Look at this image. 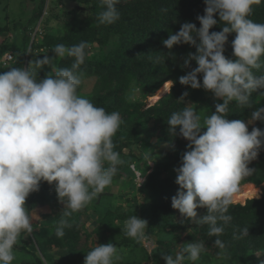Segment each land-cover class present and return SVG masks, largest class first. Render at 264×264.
Instances as JSON below:
<instances>
[{"label": "clouds", "instance_id": "9594fccd", "mask_svg": "<svg viewBox=\"0 0 264 264\" xmlns=\"http://www.w3.org/2000/svg\"><path fill=\"white\" fill-rule=\"evenodd\" d=\"M119 3L101 0L99 24L111 25L121 18ZM259 3L261 0H204V14L196 17L199 28L185 22L162 40L169 50L180 44L194 46L195 53L189 52L181 65L190 70L179 77L180 84L203 88L223 101L215 104V112L203 122L188 105L167 120L169 132L188 141L180 166L174 169L179 189L171 206L185 219L208 225L207 234L216 237L214 245L220 249L218 257L226 250L219 237L232 220L227 214L229 207L241 181L255 171L249 164L264 149V129L253 127L249 131L248 127L255 121L264 122V106L253 111L247 123L227 119L231 102L250 108L251 94L264 90V74L253 72L262 67L264 57V23L250 18L252 6ZM217 15L224 26L219 32H210L218 23ZM231 33L236 34L232 41L235 60L224 55ZM88 47L86 41L72 46L58 44L51 57L45 55L27 67L0 72V264H12L19 238L33 232L26 200L39 191L42 181L54 185L64 205L56 228V235L62 237L69 226L67 218L103 192L124 163L112 139L122 124L120 113L107 112L78 91L83 82L79 69ZM64 57L74 58L71 67L56 68L55 60ZM192 61L197 65L194 68ZM44 66L55 74L38 79L36 69ZM198 76H202V83ZM136 91H130V102L135 101ZM188 95L185 91L179 100ZM202 128H206L203 133ZM198 208H206V214L199 216ZM147 227V220L137 215L124 222L125 234L137 241L146 237ZM242 231L248 234V228ZM181 245L175 255L161 253L165 264L199 261L202 242ZM119 251L111 242L96 244L87 252L84 264H114L121 258Z\"/></svg>", "mask_w": 264, "mask_h": 264}, {"label": "trees", "instance_id": "16d2710c", "mask_svg": "<svg viewBox=\"0 0 264 264\" xmlns=\"http://www.w3.org/2000/svg\"><path fill=\"white\" fill-rule=\"evenodd\" d=\"M69 1L75 3L76 6L59 14L56 18L54 17L59 21L55 30L52 32H41L40 30L39 34L33 36L34 25L41 20L46 0H26V3L32 7L30 8L31 16L26 26L21 28L22 47L18 46L14 40L11 44L7 41L0 42V59L5 53H10L14 59L4 68L0 66V72L8 71L9 67H27L30 61L37 58L42 59L45 55L51 57L54 55L52 49L58 44L72 46L86 41L89 47L85 50V62L80 66L79 71L83 73L82 81L92 77L96 79L90 100L109 113L119 112L122 118V124L112 138L113 143L121 144L123 141H133L140 135V130L145 129L154 134L158 142L166 144L170 149H186L188 141L178 135L174 136L168 130L167 120L170 116L174 112L182 110L186 102L189 101L204 105L203 122L204 118L215 112V104L223 101L214 98L211 92L205 91L203 88L192 89L190 86L181 85L179 77L190 70L181 67L183 60L189 52L195 53L196 49L189 44H180L169 50L162 44V40L167 39L170 32L179 31L180 26L185 22L195 23L199 28L200 24L196 17L204 14V0H120L117 8L121 18L111 25H103L98 22V14L103 10L101 0ZM252 7L250 18L254 22L264 23V0ZM214 18L218 23L210 29V32H219L222 30L224 22H219L218 15ZM41 23L49 24V20L43 22L41 20ZM6 31L8 32L6 27L0 28V36ZM235 35V33L228 35L224 53L227 58L232 60L236 59L232 49ZM93 45L99 49L109 46V52L101 55L94 54ZM73 62L74 58L71 57L57 58L55 66L56 68H70ZM261 62L260 69H253L255 75L264 74V57H261ZM196 66L195 61H192L191 67ZM36 73L38 79L55 74L54 70L47 66L37 68ZM198 79L202 83V76H198ZM167 81L172 82L169 93L159 98L150 107L145 108L143 103L127 100L126 95L130 86L137 88L141 95L146 97L158 91ZM185 91L189 95L184 101L179 100ZM261 91L264 90H258L251 94L252 106L256 102L264 106V95L260 94ZM248 109L247 105L241 106L233 101L229 104L227 119L245 121ZM254 127L264 129V122ZM178 131L179 129H177ZM204 131L206 128H202L201 132ZM181 156L175 155L171 164H168L171 168L169 179L172 182L168 183V186H164L166 190L160 187L163 184L160 181L159 185L154 184L152 187L144 185L145 191L152 192L148 202L149 209L147 211L149 213L146 212V217L154 226L157 223L159 224L157 226H162V223L168 221L171 215L182 217L179 210L171 206V198L179 189V185L175 183L177 173L174 169L180 166ZM249 167L255 171L253 175L242 180L240 186L246 184L259 186L264 182V149H261L256 161H252ZM171 176L172 178H170ZM149 181L154 183V178L150 176ZM44 187L45 182L42 181L39 191L31 193L26 200L29 213L35 208L45 206L51 207L50 209L54 211L51 216L50 234L43 242L37 244L38 249L46 257L48 264H75L80 261V258L75 256V250L80 243V234L85 235V238L89 237L88 232H82L83 214L74 212L71 217H68L69 226L64 228V235L58 237L56 228L62 218L63 208L56 211L60 208L57 199L41 197ZM164 192L166 196L162 201H155L154 195ZM197 212L199 216H203L207 209L198 208ZM112 213L111 210L106 212L104 219L100 220V224L96 227L99 238H102L104 233L109 230L108 216ZM227 214L231 215L232 220L225 227L223 235L219 237L226 244V249L242 264H264V190L260 199L249 200L244 206L232 204ZM182 219L183 225L188 224V226L194 227L196 239L202 242L205 248L217 252L216 250L219 248L214 245L216 237L208 236V225H198L184 217ZM245 228H248V234L243 233L242 230ZM47 230L44 226V229L38 230L36 234H47ZM32 235L35 237L34 233ZM51 243L69 249L68 263L65 261L54 262L53 258L47 256L46 247ZM15 249L28 253L18 245L15 246ZM72 250L75 253H71ZM89 251L90 249H87L84 253L87 255ZM256 252L262 254L261 260L254 256ZM72 254L74 258L70 260ZM32 257L34 262L26 261L20 264H43L37 256L33 255Z\"/></svg>", "mask_w": 264, "mask_h": 264}, {"label": "rangeland", "instance_id": "374dc122", "mask_svg": "<svg viewBox=\"0 0 264 264\" xmlns=\"http://www.w3.org/2000/svg\"><path fill=\"white\" fill-rule=\"evenodd\" d=\"M75 6V3L69 0H46L41 20L42 22L44 20H49V24L41 23V20H39L36 25H34V32L36 31V34H39L40 30L41 32H52L57 28V25H59V21L55 20L56 16L73 9ZM31 7L32 5L29 6L26 0H0V28L6 27L8 30V32L6 31L4 34H1L0 42L7 41L11 44L14 40L18 46L22 47L23 33L21 28L26 26L31 16ZM92 51L94 54L101 55L105 52H109V46L99 49L96 45H93ZM0 66L1 68L5 67L2 66L1 59ZM95 82L96 79L94 77L86 78L83 80L79 92L90 99ZM171 87L172 84L170 88ZM132 89L137 90L134 102L143 103L145 108L154 105L159 98L168 94L170 91L169 89L168 92L163 93L164 95L161 94L158 97H156L157 91L152 95L143 97L137 88L130 86L126 95L127 100ZM186 105L192 107L193 110L201 116L202 121L204 105L194 104L189 101L186 102ZM262 106L263 105L256 102L250 107L245 116V122L247 123L251 118V113L253 111ZM257 124H263V122L255 121L248 126L249 131ZM114 150L120 153L124 163L119 166V170L113 177L112 183L91 203L78 211L83 214L82 232H88L89 237L85 238V235L80 234V243L75 250L76 253L74 250L71 251V253H75V256L80 258V261H77L75 264H84V259L86 257L84 251L87 249L91 250L96 244H107L111 242L118 246L121 258L116 260L114 264H165V261L161 259V253L175 255L182 246L181 244L200 242L196 239L197 235L194 232V227L188 226V224L183 225L181 216L171 215L168 221L162 223V226H157L159 225L158 223L154 226L146 217V212L149 213L147 209H149L148 202L152 192L145 191L144 185L152 187L154 184L159 185L160 181L163 182L160 187L165 189L164 186H168V183L172 182L169 179L171 168L168 164H171L175 155H182L187 150V147L181 150H179V148L176 150L170 149L166 144L158 142L154 134L145 129H141L140 135H138L135 140L114 144ZM256 159L253 161H256ZM164 166L166 167L164 168ZM150 176L154 178V183L149 181ZM170 178H172V176ZM256 187L259 189L257 198L247 199L242 203L232 204L244 206L249 200L260 199L264 190V182ZM242 188L243 185L240 186V190ZM154 196L155 197H152L155 198V201L161 202L166 196V193H159ZM41 197H50L58 200L54 185H49L45 182ZM58 206L60 208L56 211L64 207L59 200ZM50 208L47 206L35 208L29 213L32 216L34 228L32 233L35 234V237H33L32 233L21 235L17 245L19 248L27 250L28 253L15 249L16 258L12 264H20L26 261L34 262L33 255L37 256L43 264H48L46 262V257L40 249H38L37 244L43 242L50 234L51 216L54 212L53 209ZM110 210L113 213L108 216V221L110 223L109 230L104 233L102 238H99L96 227L100 224V220L104 219V214ZM133 215H137L148 222V227L145 230L146 237L141 241L128 237L124 231V222ZM44 226L48 229V233L42 235L36 234L38 230L44 229ZM46 248L47 256L53 258L54 262L65 261L68 263V248L52 243L47 245ZM216 251L217 252H214L204 246V251L201 253V257L196 264H242L236 257H233L227 249L223 257H218L217 255L220 249ZM254 256L258 260L262 259V254L260 252H256ZM73 258L74 255L72 254L70 260Z\"/></svg>", "mask_w": 264, "mask_h": 264}, {"label": "bare ground", "instance_id": "6f19581e", "mask_svg": "<svg viewBox=\"0 0 264 264\" xmlns=\"http://www.w3.org/2000/svg\"><path fill=\"white\" fill-rule=\"evenodd\" d=\"M171 84H172L171 81L165 82L160 87V89L157 91L156 97L160 96L164 92H168ZM258 194H259L258 187H256V186L254 187V185H252V184H246L243 186V188L241 190H239V192L237 194H235L234 199H233V203H242L244 200L257 198Z\"/></svg>", "mask_w": 264, "mask_h": 264}, {"label": "built area", "instance_id": "2783aa9c", "mask_svg": "<svg viewBox=\"0 0 264 264\" xmlns=\"http://www.w3.org/2000/svg\"><path fill=\"white\" fill-rule=\"evenodd\" d=\"M36 34V31L33 33V36ZM13 56L10 53H6L5 55H3V57L1 58V63L2 66H7L9 65L11 62H13Z\"/></svg>", "mask_w": 264, "mask_h": 264}]
</instances>
